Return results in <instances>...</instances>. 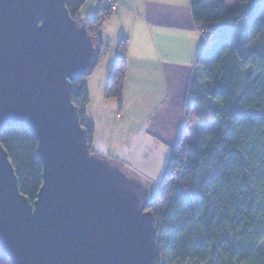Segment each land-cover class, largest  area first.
<instances>
[{"label": "trees", "instance_id": "16d2710c", "mask_svg": "<svg viewBox=\"0 0 264 264\" xmlns=\"http://www.w3.org/2000/svg\"><path fill=\"white\" fill-rule=\"evenodd\" d=\"M72 20L96 44L91 68L71 83V101L85 132L91 156L115 162L93 148L95 126L86 117L88 77L107 49L101 39L110 8L87 20L88 0H63ZM196 26L205 36L186 98V114L206 128L191 145L187 134L171 154L147 207L154 218L155 264H264V0H191ZM125 53L126 45L121 44ZM126 60L113 67L105 95L121 98ZM263 125L256 129L255 123ZM0 143L14 167L20 193L30 204L43 184L38 140L30 127L6 128ZM0 264H12L0 248Z\"/></svg>", "mask_w": 264, "mask_h": 264}, {"label": "water", "instance_id": "95a60500", "mask_svg": "<svg viewBox=\"0 0 264 264\" xmlns=\"http://www.w3.org/2000/svg\"><path fill=\"white\" fill-rule=\"evenodd\" d=\"M96 52L63 0H0V133L30 127L43 165L30 204L0 143V248L12 264H155L158 181L91 156L71 101Z\"/></svg>", "mask_w": 264, "mask_h": 264}, {"label": "crops", "instance_id": "0c3cea01", "mask_svg": "<svg viewBox=\"0 0 264 264\" xmlns=\"http://www.w3.org/2000/svg\"><path fill=\"white\" fill-rule=\"evenodd\" d=\"M88 1L80 13L84 20L107 7L106 0H94L82 16ZM101 39L107 52L87 79L93 148L157 182L171 148L189 134L187 91L206 43L191 0H121L104 23ZM123 58V95L109 99L105 92L111 71Z\"/></svg>", "mask_w": 264, "mask_h": 264}, {"label": "rangeland", "instance_id": "374dc122", "mask_svg": "<svg viewBox=\"0 0 264 264\" xmlns=\"http://www.w3.org/2000/svg\"><path fill=\"white\" fill-rule=\"evenodd\" d=\"M93 1L94 0H89L88 1V4L87 6L83 9L82 11V16L84 15V13L87 11V8L93 4ZM239 2V0H227V6L229 9H232L236 6V4ZM103 6H105L106 4L103 2L102 4ZM261 15L262 17H264V10L261 11ZM81 16V15H80ZM84 20V19H83ZM195 113H196V110H192L190 112V115H189V122H190V128H189V134L187 135V138L190 142L191 145H196L197 141L202 137V135L207 132V131H211V130H215L219 124L218 123H212L210 125H208V127L206 128H202L198 123L197 121H194V117H195ZM255 128L256 129H262L263 128V125L259 122H256L255 123ZM166 163V161L164 162V164ZM163 164V165H164ZM167 165V164H165ZM123 169H125L127 172L130 173V171L128 170V168L126 166H121ZM166 167V166H165ZM131 174V173H130ZM155 195V190H153V196ZM260 249L261 251L264 252V241L261 243L260 245ZM175 264H180V263H175ZM183 264H195V262H186V263H183Z\"/></svg>", "mask_w": 264, "mask_h": 264}, {"label": "built area", "instance_id": "2783aa9c", "mask_svg": "<svg viewBox=\"0 0 264 264\" xmlns=\"http://www.w3.org/2000/svg\"><path fill=\"white\" fill-rule=\"evenodd\" d=\"M111 12H116L120 6L121 0H106Z\"/></svg>", "mask_w": 264, "mask_h": 264}]
</instances>
